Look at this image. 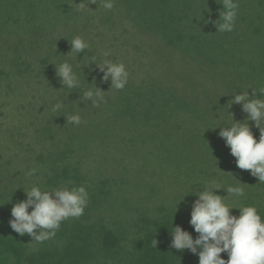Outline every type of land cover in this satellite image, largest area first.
<instances>
[{"label": "rangeland", "instance_id": "rangeland-1", "mask_svg": "<svg viewBox=\"0 0 264 264\" xmlns=\"http://www.w3.org/2000/svg\"><path fill=\"white\" fill-rule=\"evenodd\" d=\"M112 2L115 6L110 11L111 22L117 27L118 35L122 32L121 26L125 24L142 30L144 33L140 34L145 39L141 38L143 40L139 41L140 45L157 63H163L167 60L166 57L169 58L165 56L167 51L162 53L164 57H160L161 53L158 51L159 45L162 48L169 42L177 45L181 42L180 46L190 44L192 48L184 47L182 53L197 62L204 60L205 63H213L217 70L210 71L208 77L195 72L187 74L182 67H176L171 57L168 66L163 65L161 70L158 68L156 71L168 75L176 71L181 81L179 85L187 87V92L201 105L212 106L214 110L211 115L217 116V119L219 117L221 124L207 123L206 121L214 123V118L204 114L202 110L188 107L175 111L172 105H164L167 95L156 88H133L126 85L123 90H117L114 87L110 89V80L99 81L97 84L105 91L104 101L110 100L104 108L103 102L94 107L91 101H79L84 91L98 87L92 82L81 89H69L62 88V84L53 83L51 77L55 73L46 78L48 83L45 85L43 82L28 83L20 77L22 81H15L12 85L13 96L5 97L4 89H0V101H5V106L0 108V122L5 128L11 129V132L14 131L16 137L21 136L18 125L24 126V129L32 119H39L42 129L47 114L53 111L54 105L59 104L62 90L67 89L68 108L64 110L63 125L68 129L69 136L65 132L60 138L65 135L70 143L60 150L67 148L63 155L59 154L60 151H55L44 163H33V168L27 170L22 177L18 175L14 178L12 184L2 185V188H7L8 193L0 192V202L6 203L15 196V192L16 195L26 197L24 190L29 191L33 186L40 187L42 191L61 187L57 185L47 188L44 184L45 179L54 177L65 166H79L88 175L92 186L106 174L113 194L106 198L104 208L97 210V213L105 216L106 220L110 218L109 222L124 221V217H131V207L138 211L147 206L172 208V205L177 204L180 213L190 216L191 204L198 198L196 193L203 191L205 187L211 188L213 183L220 185L221 189L214 190V193L222 197L227 195L224 189L228 186H239L246 193L250 188L254 189V186L263 187L264 183H259L258 178L253 177L249 171L236 167L235 158L230 155L225 141L219 137L220 128L217 127L229 123L231 125L230 114L235 121L245 120L246 114L241 105L230 106L234 94L248 91L251 98L254 90L257 98L264 99L260 93V89L264 88V7L258 0H236L239 8L234 30L217 32L215 22L222 10V0ZM77 5L74 0H0V69L4 63L11 62V50L16 42H27L30 39L28 35L32 23L52 31H61V25L66 23L71 31H85L86 24L91 23L99 27V20H88ZM90 7L94 12L97 9V6ZM65 12L68 14L62 16ZM7 40L10 43L6 47ZM121 41L127 47L134 46L130 40ZM37 45L36 42V47ZM118 46L119 43L112 54L122 52ZM155 46L159 48L156 49ZM131 48L128 54L125 52L123 59L124 63L132 65L136 55ZM93 54L95 57L100 55L98 52ZM187 65L190 66L189 63ZM96 71L95 79L101 78L103 73ZM221 71L232 75L229 85L222 83ZM210 76L215 80L213 85L206 82ZM228 88H231L232 97ZM21 106L25 111L21 110ZM93 111L97 114L91 113ZM72 115L81 117L79 125L67 124L66 117ZM261 122L264 125V120ZM1 129L3 128H0V140L5 141L6 132ZM30 140V137H23L25 144ZM32 154L33 152L25 151L20 153V157L23 159ZM21 158H14L17 159L15 165ZM25 165L23 162L18 167L23 170ZM32 169H37L36 174L28 175ZM238 199L226 204L238 208ZM93 215L97 216L94 211ZM28 243L32 250L37 248L33 239Z\"/></svg>", "mask_w": 264, "mask_h": 264}, {"label": "trees", "instance_id": "trees-1", "mask_svg": "<svg viewBox=\"0 0 264 264\" xmlns=\"http://www.w3.org/2000/svg\"><path fill=\"white\" fill-rule=\"evenodd\" d=\"M74 1H77L78 4L83 2V0ZM258 1L264 7V0ZM84 2L85 4L79 6L81 12L87 19H98L99 27L91 23L92 25L86 24L84 27L85 31L84 29L71 31L68 30L69 25L66 23L61 25L59 29L61 31H52L47 30L46 27L39 28L32 23L28 35L30 39L27 42L17 41L16 46L11 50V62L4 63L1 66L0 89H4L5 97L14 95L12 85L15 81L21 82L20 77L23 80H27L28 83L36 82L42 84L43 82L45 85L48 83L46 78L48 79V76L51 77L55 73V76L51 77V79H53L54 84L58 83L61 85L59 78L56 76V66L63 62H68L73 66V70L79 79V89L88 82H92L99 87L98 82L102 81V79H95L96 70L99 73V69L95 64H102L105 60H110L113 63H123L126 66L128 86L159 89V92L167 95L164 99L168 98L164 105L170 104L174 107V110L188 107L196 108L197 111L202 110L204 114L214 118L212 119L214 123L206 121L207 123L211 125L221 124L218 120L219 117L217 119V116L211 115L212 110H214L212 106L201 105L191 93L187 92V87L179 85L181 81L176 71H172L169 75L167 73H157L158 71H156L158 68L161 70L163 65L168 66L171 57L173 58L171 61L176 67H182L187 74L195 72L198 75L201 73L203 76L208 77L210 71L217 70L212 65V62L207 61L205 63L204 60L197 62L192 57L182 53L184 47L192 48L190 44L185 45L184 43V45L180 46L182 44L180 42L178 46L173 42H169L162 46L164 50L160 45V49H158L161 53L160 57H164L162 53L167 51L165 56H169V58L166 57L167 60H164L163 63H157L146 51H143L140 45L139 41L145 39V36L140 34L144 33L142 30H138V28L129 24L120 25L122 32L120 31L121 33L118 35L117 27L111 22L112 15L110 11L112 10L104 8L102 2L92 3L90 0H84ZM90 6H97L96 13ZM67 14L68 12H65L62 16ZM106 23H109L110 26ZM16 26L15 24L14 27ZM75 36L82 37L89 45L84 52L79 54L70 53L71 46L69 42ZM129 37L130 39H128ZM136 37L138 38L137 40H132V38ZM121 40L132 41L134 44L133 48L127 47ZM36 42L38 43L37 47ZM9 43V40L5 42L6 47L9 46ZM117 43H119L118 47L122 52L118 54L116 50L117 53L114 55L112 52ZM159 47L155 46L156 49ZM130 48L134 50L133 52L136 55V60H133L132 65L124 63L123 59L125 52L128 54ZM105 51H110L111 54L105 57L102 55ZM94 52H98L100 55L95 57ZM92 57L94 59H91ZM222 69L223 71L225 70L224 67ZM220 79L223 84L229 85L232 75L221 71ZM206 82L213 85L215 80L210 76ZM228 90L232 97L231 88H228ZM68 95L67 89H63L59 100L60 109L47 114L42 129H40L41 121L38 123L39 119H32L25 125L24 129V126L18 125L21 136L16 137L15 133H13L14 131L11 132V129L5 128L0 122V128H3L1 131L6 132L7 136L4 138L5 141L0 140V192L5 191V193H8L6 191L7 188H2V185L6 183L7 185L12 184L15 181L14 178L18 175L22 177L35 164L47 161L53 152H58L68 147L70 141H68L67 137L64 135V137L60 138L65 132H67L66 136H69L68 129L63 125L65 119L64 110L68 108ZM109 102V99L103 100L104 108ZM235 105L236 107L239 106L238 104ZM4 106L5 101H0V108ZM21 108L22 111H25L23 106ZM91 113L96 112L93 111ZM220 120L222 119L220 118ZM222 123L225 124L224 122ZM248 123L253 134L256 133L255 136L259 139V129L255 127L254 122L248 121ZM228 125L230 126V123ZM228 125L226 124V126ZM260 126L264 127L262 122H260ZM29 132L31 133L30 136ZM23 137H30L32 140L25 144ZM66 149L60 151L59 154L63 155L66 153ZM25 151L33 152V154L22 159L20 153ZM15 157L21 158L16 165L15 161L17 159H14ZM23 162L26 167L22 170L19 169L18 164ZM33 163L35 164L32 166ZM106 178L107 176L104 174L98 183L92 186L93 183L88 179V175L82 172L79 166H65L54 177L45 179L44 185L47 188L57 185L64 186V184L69 187L85 185L89 193V202L81 217L69 218L63 221L59 230L56 231L55 237L44 242H36L37 248L35 250H32L28 243L30 239H33L32 237L27 234L20 236L9 226L12 206L26 199V197L21 194L16 195L17 193L15 192L13 194L15 196L11 197L6 203L0 202V264H198L197 255L192 254L188 250L181 252L170 247L171 232L173 227L177 225L188 231L193 236V239L198 235L189 225L190 216L184 215L178 210L176 212L177 204L172 205V208L147 206L138 211L131 207L129 211L133 212V215L126 219L124 217V221L115 220L109 222L110 218L106 220L105 216L97 213V210L104 208L106 198H110L113 194L111 183ZM69 181H71V184H69ZM263 187L260 185L254 186V189L250 188L248 193L244 192L243 196L233 197L231 195L224 202H233L234 199L239 198L237 200L238 208L245 206L255 207L262 222H264ZM226 196L223 195V197ZM1 198L2 194H0V200ZM93 211L97 216L93 215ZM230 211L233 215L239 216L238 209ZM29 212H31V209H29ZM154 239L158 241L156 248L152 246ZM221 258L227 260L228 256L226 253H221Z\"/></svg>", "mask_w": 264, "mask_h": 264}, {"label": "clouds", "instance_id": "clouds-1", "mask_svg": "<svg viewBox=\"0 0 264 264\" xmlns=\"http://www.w3.org/2000/svg\"><path fill=\"white\" fill-rule=\"evenodd\" d=\"M102 3L108 10L114 6L112 0H102ZM83 4L84 0L78 6ZM221 4L222 10L215 22L217 32H231L235 28L239 4L236 0H222ZM69 44L70 53L79 54L89 47L80 36H75ZM110 54V51L102 53L105 57ZM95 65L103 73L101 79L104 82L110 80V89L125 88L128 83V72L123 63L105 60L102 64ZM56 76L62 88L79 87L78 76L68 62L56 66ZM103 93L105 91L95 87L84 91L79 101L81 103L91 101L92 106L98 107L104 100ZM260 93L264 96V88L260 89ZM232 104L242 106L246 119L243 122L235 121L230 114L232 124L217 127L220 128L218 135L230 149L236 167L249 171L253 177L258 178L259 183H264V127L260 126V122L264 120V99L257 98L256 92L252 90L251 98L248 91L234 94L230 106ZM60 107V104H56L52 110L57 111ZM66 121L67 124L79 125L81 117L72 115L66 117ZM248 121L254 122L255 127L259 129L258 140L254 137ZM36 172L37 169H32L27 174L35 175ZM219 189L220 185L213 183L211 188L205 187L203 191L196 193L198 198L191 204L189 225L198 235L193 239L188 231L179 225L173 227L172 224L170 247L181 252L188 250L197 255L198 264H264V222L257 209L253 206L237 208L224 202L229 195L243 196L241 187L228 186L224 189L227 192L226 197L214 193V190ZM24 193L26 199L15 203L11 208L9 226L20 236L27 234L36 242H44L55 237L61 223L69 218L81 217L89 202V193L85 185L72 187L64 185L51 191H42L40 187L33 186L29 191L24 190ZM232 209L239 210L238 217L231 213ZM157 243L158 241L154 239L152 246L156 248ZM221 253H226L228 259L221 258Z\"/></svg>", "mask_w": 264, "mask_h": 264}]
</instances>
